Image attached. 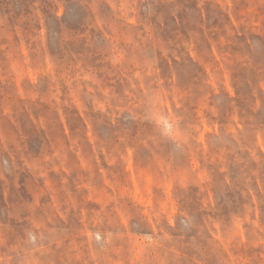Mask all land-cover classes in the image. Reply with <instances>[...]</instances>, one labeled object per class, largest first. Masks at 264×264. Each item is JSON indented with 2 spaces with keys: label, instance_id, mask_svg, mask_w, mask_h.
Returning a JSON list of instances; mask_svg holds the SVG:
<instances>
[{
  "label": "rangeland",
  "instance_id": "rangeland-1",
  "mask_svg": "<svg viewBox=\"0 0 264 264\" xmlns=\"http://www.w3.org/2000/svg\"><path fill=\"white\" fill-rule=\"evenodd\" d=\"M0 264H264V0H0Z\"/></svg>",
  "mask_w": 264,
  "mask_h": 264
}]
</instances>
